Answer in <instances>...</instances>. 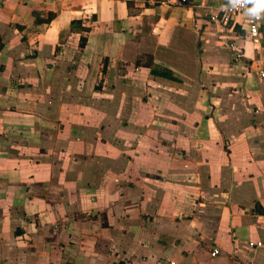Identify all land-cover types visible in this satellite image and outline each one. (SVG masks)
<instances>
[{
  "label": "crops",
  "instance_id": "0c3cea01",
  "mask_svg": "<svg viewBox=\"0 0 264 264\" xmlns=\"http://www.w3.org/2000/svg\"><path fill=\"white\" fill-rule=\"evenodd\" d=\"M223 2L0 0V264H264V19Z\"/></svg>",
  "mask_w": 264,
  "mask_h": 264
},
{
  "label": "built area",
  "instance_id": "2783aa9c",
  "mask_svg": "<svg viewBox=\"0 0 264 264\" xmlns=\"http://www.w3.org/2000/svg\"><path fill=\"white\" fill-rule=\"evenodd\" d=\"M183 2L185 0H182ZM246 7H251V5H240L236 8H231V5L228 4V0H224L216 10L212 13L211 19L218 21L222 26L229 27L233 29L234 24L237 22V17L242 15L245 18L246 33L243 38L247 41H250L254 45H259L260 43V24L264 19V14L261 15L259 19L251 20L245 12ZM228 46L231 48L233 54L232 57L235 60H242L245 58L243 44L240 42V37L236 36L234 38L228 39ZM254 67H264L263 59L252 60L251 66ZM261 77H264V68L259 70ZM253 244H251L252 246ZM255 248L264 246L262 242H256L254 244ZM253 247V246H252ZM217 250H213L212 255H215ZM169 264H175L170 262Z\"/></svg>",
  "mask_w": 264,
  "mask_h": 264
},
{
  "label": "clouds",
  "instance_id": "9594fccd",
  "mask_svg": "<svg viewBox=\"0 0 264 264\" xmlns=\"http://www.w3.org/2000/svg\"><path fill=\"white\" fill-rule=\"evenodd\" d=\"M228 4L231 8H236L240 5H251L246 7V15L251 19H259L264 14V0H228Z\"/></svg>",
  "mask_w": 264,
  "mask_h": 264
},
{
  "label": "trees",
  "instance_id": "16d2710c",
  "mask_svg": "<svg viewBox=\"0 0 264 264\" xmlns=\"http://www.w3.org/2000/svg\"><path fill=\"white\" fill-rule=\"evenodd\" d=\"M75 23H78V22H75V21L72 22V27H73V25H74ZM84 42H85V38H84V37H81V38H80V42H79L80 47H83ZM2 46H3V42H2V39H1V37H0V50H1Z\"/></svg>",
  "mask_w": 264,
  "mask_h": 264
}]
</instances>
